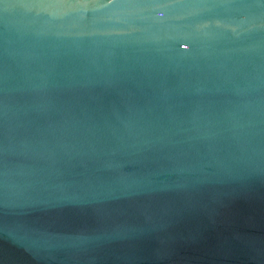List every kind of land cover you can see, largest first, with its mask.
I'll return each instance as SVG.
<instances>
[{
	"label": "water",
	"instance_id": "95a60500",
	"mask_svg": "<svg viewBox=\"0 0 264 264\" xmlns=\"http://www.w3.org/2000/svg\"><path fill=\"white\" fill-rule=\"evenodd\" d=\"M0 264H264V0H0Z\"/></svg>",
	"mask_w": 264,
	"mask_h": 264
},
{
	"label": "clouds",
	"instance_id": "9594fccd",
	"mask_svg": "<svg viewBox=\"0 0 264 264\" xmlns=\"http://www.w3.org/2000/svg\"><path fill=\"white\" fill-rule=\"evenodd\" d=\"M115 2V0H113V3Z\"/></svg>",
	"mask_w": 264,
	"mask_h": 264
}]
</instances>
